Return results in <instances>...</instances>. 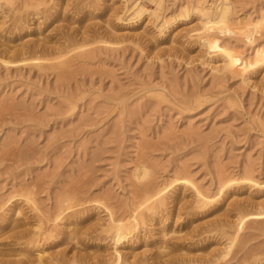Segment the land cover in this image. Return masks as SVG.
I'll list each match as a JSON object with an SVG mask.
<instances>
[{
  "label": "rangeland",
  "instance_id": "obj_1",
  "mask_svg": "<svg viewBox=\"0 0 264 264\" xmlns=\"http://www.w3.org/2000/svg\"><path fill=\"white\" fill-rule=\"evenodd\" d=\"M122 1L0 0V218L21 209L1 264H39L36 247L44 264H264V0L162 33L115 22ZM62 35L82 48L38 71L53 53L30 45ZM144 184L163 199H135Z\"/></svg>",
  "mask_w": 264,
  "mask_h": 264
},
{
  "label": "bare ground",
  "instance_id": "obj_2",
  "mask_svg": "<svg viewBox=\"0 0 264 264\" xmlns=\"http://www.w3.org/2000/svg\"><path fill=\"white\" fill-rule=\"evenodd\" d=\"M124 1V3L126 2L127 4L124 6V7H122L123 8V10L121 11V14H119V13H116V16H115V14H114V16H115V22H117V23H119L120 25L121 24H130L131 26L129 27V28H132L134 25H136L137 24V22L139 21V20H143V17H145V18H149V20H150V18H151V20H152V23H156V24H154L155 25V27H156V29L159 31V32H164L163 30H164V28H167L168 26H170V24H172L173 22H176V21H179V20H188V19H190L191 18V16L192 15H194V16H197V18L198 19H200V21L203 23V25L205 26V27H208L209 25H225L226 23H228L229 22V17H231L230 15L231 14H233L232 13V3H231V1L230 0H210L211 2H208V0H196L193 4H188V3H186V2H182V3H180V4H178L177 5V7H176V9L174 10V11H172V14L169 16V17H166L164 14H163V7H164V5L162 6V2H163V0H149V2H150V4L154 7V8H151V9H148V8H146L142 3H143V1L142 0H131L132 2H130V1H128V0H123ZM122 1V2H123ZM164 4V3H163ZM43 9V8H42ZM42 14V13H41ZM233 19V18H232ZM46 20V19H45ZM18 22V21H17ZM42 25V24H41ZM228 25V24H227ZM38 27V26H37ZM64 28V27H63ZM38 29V28H37ZM62 29V28H61ZM111 29H115L114 27L112 28L111 27ZM39 30V29H38ZM62 31V30H61ZM60 31V32H61ZM52 32V31H51ZM56 32V31H55ZM86 32V31H85ZM86 34V33H85ZM165 34V33H164ZM61 34H59V36H60ZM72 35V34H71ZM74 35V34H73ZM75 35H77V34H75ZM81 35V34H80ZM79 36V35H78ZM77 36V37H78ZM37 37V36H36ZM52 37V36H51ZM54 37V36H53ZM83 37L85 38V36L83 35ZM82 37V38H83ZM63 38V42H59L57 39V41L56 40H54V41H56V42H54V44H52V45H47V44H44V43H42L41 41H44V40H49V39H46V38H43L42 40L41 39H39V40H41V41H39L40 43H38L37 41H36V43H34V44H32V46L30 45V50H32V49H35V51H36V53L37 52H39V51H41V52H46V51H48V52H52L53 54H52V56H47V58H44V55L41 57V58H43V59H40L39 57L38 58H36L35 60H36V62H37V64L35 65L37 68H38V71H41V70H43V69H45V66H48V65H50V64H52V62H54V61H58V59L60 58V55L62 56V54H66L65 55V57H63L62 56V58H66V56H68V54L73 50V48L74 47H81V45L79 46V44H76V45H74V40H72L70 37H69V35H67V36H63L62 35V37H61V39ZM74 38H76L75 36H74ZM83 38V39H84ZM87 38V37H86ZM71 39V40H70ZM79 39H81V37H79ZM78 39V40H79ZM85 40V39H84ZM83 40V41H84ZM75 41H76V39H75ZM81 41V40H80ZM79 41V42H80ZM77 42V41H76ZM83 43V42H82ZM83 46V45H82ZM84 46H85V44H84ZM24 47H22V49L20 50V51H16V53H18V54H22V55H25V53L27 54V49H23ZM82 48V47H81ZM77 51H79L80 49H76ZM75 50V51H76ZM34 51V52H35ZM78 53V52H77ZM76 53V55L75 56H77L78 54H80L81 53V51H80V53H78L77 54ZM44 54V53H43ZM50 54V53H49ZM21 55V56H22ZM46 55V54H45ZM47 55H48V53H47ZM74 55V54H73ZM37 56V55H36ZM38 56H39V54H38ZM74 56V57H75ZM93 56V55H92ZM69 57V56H68ZM71 57V56H70ZM85 57V60L84 59H82V61H79L80 60V58L79 57H75V59L74 60H71L70 61V68H71V65H74V66H76L77 65V63L79 64V65H77V66H83L84 64H87L86 63V60H88L87 58H86V56H84ZM88 57V56H87ZM90 58V57H89ZM67 61V60H66ZM60 62V61H59ZM59 62H56L57 64L59 63ZM67 62H69V61H67ZM44 63H47L48 65H45L44 66ZM55 63V62H54ZM63 65V64H62ZM65 65V64H64ZM68 66V65H67ZM49 67V66H48ZM52 67V66H51ZM50 67V69H55L54 68V66H53V68H51ZM47 68V67H46ZM69 68V69H70ZM78 68V67H77ZM48 69V68H47ZM66 69V71H68L67 70V68H65ZM64 70V69H63ZM74 70H75V68H74ZM78 70V69H77ZM76 70V71H77ZM44 71V70H43ZM66 71L65 72H61V74L62 73H66ZM53 72V71H52ZM73 71H71V73H72ZM58 74V73H57ZM59 76V75H58ZM136 169L138 170V172L136 173L135 172V175H134V178L136 179V180H139L140 181V179H142L143 177H145L146 176V174H148L147 173V170L146 169H144V167H143V169L140 167H136ZM229 178H227V180H228ZM231 179V178H230ZM229 179V182L232 180H230ZM248 179H252V178H248ZM225 181V182H228V181ZM224 182V181H223ZM228 182V183H229ZM227 183V184H228ZM231 183V182H230ZM226 185V184H225ZM136 188V190L135 191H138V192H136V194H137V196L135 197V199L137 198V199H139V200H145V199H148L149 200V198H151V197H154V195L156 196L157 195V197L159 196V191L158 190H154V189H152V190H149L148 188H150V187H148V184H144L143 186H142V188H139V189H137L138 187H135ZM159 188V187H158ZM133 191V190H132ZM160 191H162V189L160 190ZM25 192V191H24ZM26 193V192H25ZM25 193H24V195H25ZM133 193H134V191H133ZM152 194V195H151ZM31 195V194H30ZM161 196V195H160ZM158 197L159 199H161L162 197ZM199 197H201V196H199ZM198 197V198H199ZM10 198V197H9ZM8 198V199H9ZM28 198V197H27ZM31 198H32V196H31ZM33 199V198H32ZM163 199V198H162ZM7 200V199H6ZM6 200H3V202H0V209L1 210H4V209H2L1 208V206L4 204L5 205V203H7L6 202ZM199 200V199H198ZM33 201V200H32ZM200 201V200H199ZM201 201H204V199L203 200H201ZM24 202V201H23ZM34 202V201H33ZM27 203V202H26ZM30 204H31V202H29ZM198 203V202H197ZM204 203V202H203ZM9 204H11V203H9ZM34 206H36V205H34ZM2 207H5V206H2ZM6 209V208H5ZM10 210L8 211V214L6 213V215H3L1 218H0V221H6V222H9L8 220H11V217L14 215V214H17V212H18V209H20L17 205H13L12 206V208H9ZM33 209V208H32ZM37 209V208H36ZM21 210V209H20ZM3 212H5V211H3ZM7 212V211H6ZM58 215V214H57ZM37 216V215H36ZM38 217H40V216H38ZM141 217V216H140ZM139 217V218H140ZM10 218V219H9ZM26 218V217H25ZM13 219V218H12ZM24 219V218H23ZM41 219V218H40ZM143 218H141L140 219V222H141V224L143 225H145V223H146V221H145V223H144V221L142 220ZM27 220H29V218L27 219ZM41 221V220H40ZM24 222V221H23ZM109 222H110V225H109V223H107V228H109L108 227V225L109 226H111V227H118V224L116 225L114 222H116V221H114V220H109ZM1 223V222H0ZM16 223V222H15ZM39 223V222H38ZM41 223V222H40ZM27 224V223H26ZM13 225V224H12ZM25 225V224H24ZM38 225V224H37ZM55 225V224H54ZM17 226V225H16ZM19 226L21 227V225L19 224ZM19 226H17V227H15L14 226V228L13 229H17ZM38 226H40V225H38ZM38 226L36 227V228H38ZM56 226V225H55ZM54 226V227H55ZM22 227H23V225H22ZM110 227V228H111ZM107 228H105V229H107ZM23 229V228H22ZM52 230V229H51ZM11 230H9V232H10ZM17 232H18V230H17ZM21 232H24V230L23 231H20L19 233L21 234ZM28 232V231H27ZM27 232H25V233H27ZM29 232L30 233H32V237L34 236V235H36V234H38L37 233V231H35L34 229H33V231H31V230H29ZM28 232V233H29ZM41 232V231H40ZM7 233V232H6ZM6 233H5V235H6ZM12 232H10L9 234H11ZM13 233H15V234H17L16 232H14L13 231ZM12 233V234H13ZM28 233H27V235H28ZM3 234V233H2ZM22 235V234H21ZM25 235V234H24ZM30 235V234H29ZM28 235V236H29ZM42 235V234H41ZM15 236V235H14ZM37 236V235H36ZM13 237V236H12ZM18 237H20V236H18ZM21 237H23V236H21ZM38 237H39V235H38ZM37 237V238H38ZM9 238V237H8ZM31 238V237H30ZM35 238V237H34ZM32 239L31 240V243H33V242H35L36 240L35 239ZM17 239V238H16ZM15 239V240H16ZM30 241H28L27 243L28 244H30L29 243ZM36 243V242H35ZM34 243H33V245H31V246H33L34 247ZM30 246V245H29ZM31 252L33 253V259H34V257H35V261L37 260L38 261V263L39 264H44V262H43V260H42V258L44 257L43 256V252L41 251V250H39L37 247L36 248H34V249H31ZM28 253V252H27ZM43 253V254H42ZM30 258V257H29ZM45 258V257H44ZM30 260V259H29ZM48 260V259H47ZM3 261V260H2ZM2 261H0V264L2 263ZM24 261V260H23ZM27 261V260H26ZM53 261V260H52ZM125 261V260H124ZM21 262V261H20ZM4 264H6L5 262H3ZM26 264H27V262H25ZM29 263V262H28ZM47 262H45V264H46ZM55 263V262H54ZM120 264H121V262H120ZM124 264H128V262L126 263V262H124Z\"/></svg>",
  "mask_w": 264,
  "mask_h": 264
}]
</instances>
